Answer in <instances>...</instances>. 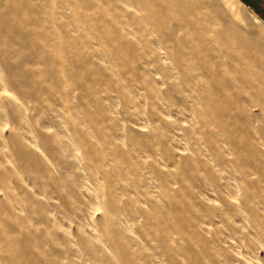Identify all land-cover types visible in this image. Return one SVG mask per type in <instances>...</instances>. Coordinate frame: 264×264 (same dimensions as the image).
Returning a JSON list of instances; mask_svg holds the SVG:
<instances>
[{"label": "clouds", "instance_id": "obj_1", "mask_svg": "<svg viewBox=\"0 0 264 264\" xmlns=\"http://www.w3.org/2000/svg\"><path fill=\"white\" fill-rule=\"evenodd\" d=\"M264 8L0 0V264H264Z\"/></svg>", "mask_w": 264, "mask_h": 264}, {"label": "crops", "instance_id": "obj_2", "mask_svg": "<svg viewBox=\"0 0 264 264\" xmlns=\"http://www.w3.org/2000/svg\"><path fill=\"white\" fill-rule=\"evenodd\" d=\"M251 9L260 12L264 8V0H246Z\"/></svg>", "mask_w": 264, "mask_h": 264}, {"label": "rangeland", "instance_id": "obj_3", "mask_svg": "<svg viewBox=\"0 0 264 264\" xmlns=\"http://www.w3.org/2000/svg\"><path fill=\"white\" fill-rule=\"evenodd\" d=\"M262 256H264V253H262Z\"/></svg>", "mask_w": 264, "mask_h": 264}]
</instances>
